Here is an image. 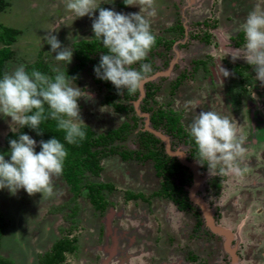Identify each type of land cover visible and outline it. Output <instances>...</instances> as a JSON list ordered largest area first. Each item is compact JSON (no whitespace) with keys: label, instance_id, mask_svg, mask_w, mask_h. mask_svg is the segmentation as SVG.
Segmentation results:
<instances>
[{"label":"rangeland","instance_id":"1","mask_svg":"<svg viewBox=\"0 0 264 264\" xmlns=\"http://www.w3.org/2000/svg\"><path fill=\"white\" fill-rule=\"evenodd\" d=\"M97 3L121 14L141 11L124 0ZM154 7L151 31L160 43L143 61L152 71L139 91L127 99L124 90L115 98L114 104L122 108L117 110L104 102L109 93L91 63L82 67L75 57L78 43L103 45L92 29L99 9L94 16L77 18L64 0H0V25L18 32L5 73L41 61L48 65L49 76L58 69L70 81L74 78L72 86L85 95L78 100L83 128L96 137L123 124L128 127L123 139L98 148L107 153L113 147L115 152L100 161L96 175L85 173L78 193L62 177L53 178L51 197L0 189L5 221L0 256L12 264H40L53 244L64 239L76 249L65 253L61 264H231L226 239L210 231L200 206L187 198L195 186L194 170L199 183L192 197L205 204L214 226L231 234L229 248L237 264H264V83L255 79L254 66L231 56L243 53L241 25L254 9L264 11V0H155ZM48 33L57 36L61 50L73 51L71 63L55 59L44 38ZM90 58L100 63L99 56ZM133 67L139 69V64ZM221 67L229 71L228 77ZM159 110L178 113L186 134L201 111L230 119L239 129L245 149L240 166L247 171L242 177L218 170L211 175L185 137L164 124L152 128L149 118ZM21 129L13 132L11 118L0 114V154L5 152L6 160L11 151L6 137ZM149 135L158 137L157 143L150 144ZM41 150L37 141L35 151ZM148 150L171 156L167 165L181 160L187 166L179 163L181 169L169 174L170 183L183 191L177 198L158 195L167 177L156 174L153 160L145 158ZM87 184L103 186V209L91 204ZM129 194L137 197L129 199Z\"/></svg>","mask_w":264,"mask_h":264},{"label":"clouds","instance_id":"2","mask_svg":"<svg viewBox=\"0 0 264 264\" xmlns=\"http://www.w3.org/2000/svg\"><path fill=\"white\" fill-rule=\"evenodd\" d=\"M67 11L76 17L94 16L92 29L95 38L101 40L107 52L101 55L100 63L94 68L97 78L110 81L123 94L139 91L152 71L151 65L144 63L155 45L156 38L151 31L149 17L154 16L155 0H124L128 6H138L139 13L121 14L100 7L97 0H64ZM147 9V14L142 11ZM245 35L242 54L231 55L233 61L244 58L254 66L256 80L264 83V11L254 9L241 25ZM45 41L56 53L57 61L71 63L73 51L61 50L56 35L48 33ZM139 64V69L133 65ZM49 76L38 70L31 73L25 66L5 73L0 79V114L11 118L12 131L29 126L39 131L43 120L57 121L59 130L65 133L68 144H76L86 137L80 115L79 98L85 96L81 89L72 86L74 78L53 70ZM224 77L230 75L221 67ZM45 105L48 106L47 115ZM189 136L197 149V160L208 166L211 175L235 174L242 177L247 171L241 168L245 149L239 137V129L228 118L214 111H201L189 125ZM37 141L27 134L10 141V161L0 154V189L7 188L12 194L25 190L30 196L43 193V197L55 194L53 178L63 174L64 161L68 155L65 145L58 139L40 141L41 151H35Z\"/></svg>","mask_w":264,"mask_h":264},{"label":"trees","instance_id":"3","mask_svg":"<svg viewBox=\"0 0 264 264\" xmlns=\"http://www.w3.org/2000/svg\"><path fill=\"white\" fill-rule=\"evenodd\" d=\"M18 32L12 28H6L0 25V79L3 78L6 70V62L12 57V50L10 46L14 43ZM160 43L156 39L155 45L158 46ZM152 47V48H153ZM107 49L104 48L100 42H81L76 45V59L79 61V64L84 67L87 64L91 63V67L95 68L99 65L94 59L90 58L93 55H97L98 62H100L101 55L106 53ZM100 54V55H99ZM27 72L31 73L33 70H38L43 74L49 75L48 65L42 63L41 61L35 63L34 65L29 66L25 69ZM109 83V82H108ZM107 81L103 80L104 87L108 91V95L105 97L104 102L111 107H114L117 110L122 109L121 107L114 104L115 98L120 97V92L112 84L108 86ZM149 91V90H148ZM131 93L125 92L124 97L127 99L130 97ZM146 97H150V92L145 94ZM48 106L45 105V114L47 115ZM151 120L153 121V126L155 129L159 128L162 124L165 125V128L168 131L174 132L178 136H183L187 139V144L191 145L194 149V155L197 156V149L194 141L186 134L180 125L181 117L173 111H155L152 114ZM127 125L123 124L119 129L110 131L107 134L96 136L90 128H83L86 132V137L83 140H79L76 144H68L64 139L65 133L58 129L57 121L52 119L43 120L40 126L39 131L42 132V135H39L37 130L31 129L29 126H24L21 129L19 134H8L6 137L7 145H10V141L13 139H18L20 134H27L33 136V138L40 142L48 141L52 138H58L66 148L68 155L64 161L63 174L62 177L66 183L70 186L71 190L74 193H78L81 189L80 184L85 173L90 172L96 175L100 171V161L107 157L108 155L115 152L113 147H110L107 153L100 151L98 148H105L107 146H112L116 141L123 139L127 133ZM150 144L157 143L158 139L153 135H149ZM41 147V146H40ZM1 154H6L5 152ZM194 156V157H195ZM128 155L122 154V158L127 159ZM146 159L153 160V166L156 171V174L159 177L166 175L167 181H164L161 184V190L158 195L164 194L171 200L177 198L179 191L176 187L170 183L169 174H173L174 171L181 169L179 163L173 162L170 165H167V160L170 158L165 155L164 152H159V150H148L145 156ZM196 158V157H195ZM197 159V158H196ZM103 186H96L87 184L86 188L88 189V198L92 205H94L98 210L103 209L105 201L100 195V188ZM183 192L182 190L180 191ZM137 196L129 194V199H134ZM172 197V198H171ZM187 199V198H186ZM188 200V199H187ZM176 201V200H174ZM182 200H179L177 203L182 205ZM5 221L4 217L0 211V245L1 239L4 233ZM75 244L68 239L60 240L53 244L51 250L47 252L43 257H41L40 264H61L64 260L65 253L73 252L75 250ZM0 264H12L10 261L2 258L0 256Z\"/></svg>","mask_w":264,"mask_h":264},{"label":"water","instance_id":"4","mask_svg":"<svg viewBox=\"0 0 264 264\" xmlns=\"http://www.w3.org/2000/svg\"><path fill=\"white\" fill-rule=\"evenodd\" d=\"M196 173H197V171L194 170V185L195 186L192 187L191 190H190V199L192 200L193 203H196V204H198L200 206V209L202 210L203 215L206 218V222H207L208 227L210 228V231L213 232L214 234L221 235V236H223L226 239V241H225V249H226V252H228L230 257L232 258L231 264H237L236 255L234 253V250L229 248L230 241H231V234L228 231H226V230H224L222 228L214 226V223H213V221H212V219L210 217V213L208 212L205 204L202 203L200 200H197L194 197H192V194H193L194 191H196L197 184L199 183V179L197 178Z\"/></svg>","mask_w":264,"mask_h":264},{"label":"flooded vegetation","instance_id":"5","mask_svg":"<svg viewBox=\"0 0 264 264\" xmlns=\"http://www.w3.org/2000/svg\"><path fill=\"white\" fill-rule=\"evenodd\" d=\"M189 3H190V2H189ZM173 112H174V111H173ZM152 114H153V113H152ZM152 114H151V116H150V118H149V121H150V123H151L152 128L155 129L154 126H153V121L151 120V117L153 116ZM177 114H178V113H177ZM178 115H179V114H178ZM179 116H180V115H179ZM180 120H181V119H180ZM155 130H156V129H155ZM157 138H158V137H157ZM170 157H171V156H170ZM196 160H197V159H196ZM179 163L182 164V161L180 160ZM182 165L185 166V167H187V166L184 165V164H182ZM188 168H189V167H188ZM187 198L190 200V196H188Z\"/></svg>","mask_w":264,"mask_h":264}]
</instances>
